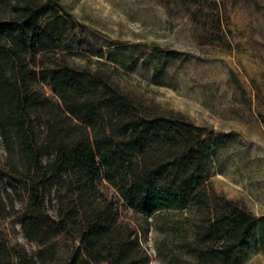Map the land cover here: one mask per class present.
I'll use <instances>...</instances> for the list:
<instances>
[{
  "label": "trees",
  "instance_id": "1",
  "mask_svg": "<svg viewBox=\"0 0 264 264\" xmlns=\"http://www.w3.org/2000/svg\"><path fill=\"white\" fill-rule=\"evenodd\" d=\"M59 2L0 0V196L37 247L16 264H52L63 232L78 239L67 264H147L102 184L144 218L188 214L167 226L165 264H244L258 222L210 188L213 134L137 101L100 68L69 64L74 24Z\"/></svg>",
  "mask_w": 264,
  "mask_h": 264
},
{
  "label": "rangeland",
  "instance_id": "2",
  "mask_svg": "<svg viewBox=\"0 0 264 264\" xmlns=\"http://www.w3.org/2000/svg\"><path fill=\"white\" fill-rule=\"evenodd\" d=\"M59 3L74 24L65 36L69 64L100 68L137 101L181 114L213 134L209 186L257 219L244 264H264V0ZM38 91L55 100L48 87ZM101 190L114 200L119 221L137 232L147 264H165L158 250L166 252L164 245L171 247L175 240L167 226L180 228L177 223L188 214L144 218L124 207L106 184ZM19 206L17 200L15 209ZM55 242L52 264H67L78 246L76 234L63 232ZM21 251L33 255L37 247L23 238L2 195L0 264H16Z\"/></svg>",
  "mask_w": 264,
  "mask_h": 264
}]
</instances>
